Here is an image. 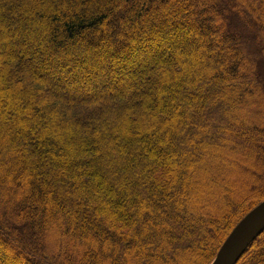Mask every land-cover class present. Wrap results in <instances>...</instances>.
Masks as SVG:
<instances>
[{"label":"trees","instance_id":"16d2710c","mask_svg":"<svg viewBox=\"0 0 264 264\" xmlns=\"http://www.w3.org/2000/svg\"><path fill=\"white\" fill-rule=\"evenodd\" d=\"M263 199L264 0H0V264H209Z\"/></svg>","mask_w":264,"mask_h":264},{"label":"water","instance_id":"95a60500","mask_svg":"<svg viewBox=\"0 0 264 264\" xmlns=\"http://www.w3.org/2000/svg\"><path fill=\"white\" fill-rule=\"evenodd\" d=\"M264 230V199L230 230L209 264H235L249 243Z\"/></svg>","mask_w":264,"mask_h":264},{"label":"rangeland","instance_id":"374dc122","mask_svg":"<svg viewBox=\"0 0 264 264\" xmlns=\"http://www.w3.org/2000/svg\"><path fill=\"white\" fill-rule=\"evenodd\" d=\"M20 261H24L23 259H21ZM211 262V261H210Z\"/></svg>","mask_w":264,"mask_h":264}]
</instances>
